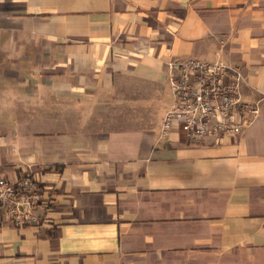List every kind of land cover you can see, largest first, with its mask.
Listing matches in <instances>:
<instances>
[{"label": "crops", "instance_id": "crops-1", "mask_svg": "<svg viewBox=\"0 0 264 264\" xmlns=\"http://www.w3.org/2000/svg\"><path fill=\"white\" fill-rule=\"evenodd\" d=\"M188 58L240 66L260 116L162 138ZM28 175L0 264H264V0H0V178Z\"/></svg>", "mask_w": 264, "mask_h": 264}, {"label": "built area", "instance_id": "built-area-1", "mask_svg": "<svg viewBox=\"0 0 264 264\" xmlns=\"http://www.w3.org/2000/svg\"><path fill=\"white\" fill-rule=\"evenodd\" d=\"M167 64L174 103L165 115L162 138L175 128L199 141L209 135L236 137L260 116V105L247 102L242 96L241 88L247 78L240 66L196 58ZM43 198L39 183L31 175L16 181L0 178V207L18 226L38 220L35 211Z\"/></svg>", "mask_w": 264, "mask_h": 264}]
</instances>
